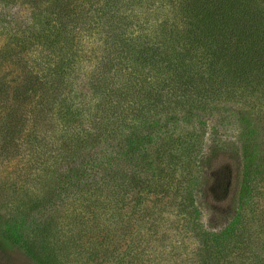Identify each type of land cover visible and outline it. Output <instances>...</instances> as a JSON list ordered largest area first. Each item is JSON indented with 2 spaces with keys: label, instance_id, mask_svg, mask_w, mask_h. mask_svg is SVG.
I'll list each match as a JSON object with an SVG mask.
<instances>
[{
  "label": "trees",
  "instance_id": "trees-1",
  "mask_svg": "<svg viewBox=\"0 0 264 264\" xmlns=\"http://www.w3.org/2000/svg\"><path fill=\"white\" fill-rule=\"evenodd\" d=\"M0 37L4 238L36 264H264V0H0Z\"/></svg>",
  "mask_w": 264,
  "mask_h": 264
},
{
  "label": "rangeland",
  "instance_id": "rangeland-1",
  "mask_svg": "<svg viewBox=\"0 0 264 264\" xmlns=\"http://www.w3.org/2000/svg\"><path fill=\"white\" fill-rule=\"evenodd\" d=\"M3 43H4V38L0 37V47L2 46ZM165 201L166 199L163 202H160V206H163ZM172 209H174V207H172ZM172 215L170 216V221L161 219V223L165 226H169V223L174 221V226H178V227L177 230L172 227V229H174L175 232H173L171 236L175 240L177 239L176 232L181 233L183 231L182 229L183 222L179 218H176ZM172 229H169V231L172 232ZM159 230L163 232L165 228L163 226H160ZM178 238H184L185 245L191 247L190 245L192 244L186 233L182 232V235H180ZM0 264H36V263H34L26 255V253H24V251H22L19 247H17L16 245L8 241L6 238H4L0 233Z\"/></svg>",
  "mask_w": 264,
  "mask_h": 264
}]
</instances>
